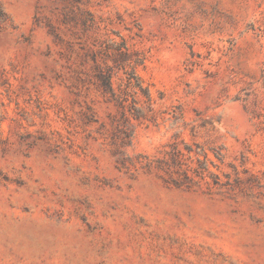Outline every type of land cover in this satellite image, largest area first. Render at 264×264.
Segmentation results:
<instances>
[{"label": "rangeland", "instance_id": "rangeland-1", "mask_svg": "<svg viewBox=\"0 0 264 264\" xmlns=\"http://www.w3.org/2000/svg\"><path fill=\"white\" fill-rule=\"evenodd\" d=\"M0 9V264H264V0Z\"/></svg>", "mask_w": 264, "mask_h": 264}, {"label": "trees", "instance_id": "trees-1", "mask_svg": "<svg viewBox=\"0 0 264 264\" xmlns=\"http://www.w3.org/2000/svg\"><path fill=\"white\" fill-rule=\"evenodd\" d=\"M2 14V12H1V9H0V15Z\"/></svg>", "mask_w": 264, "mask_h": 264}]
</instances>
